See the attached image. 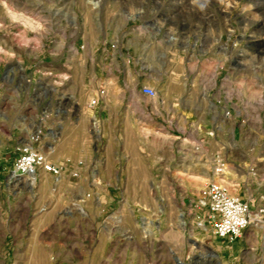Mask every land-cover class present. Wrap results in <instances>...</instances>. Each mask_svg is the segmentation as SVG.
<instances>
[{
  "label": "rangeland",
  "instance_id": "374dc122",
  "mask_svg": "<svg viewBox=\"0 0 264 264\" xmlns=\"http://www.w3.org/2000/svg\"><path fill=\"white\" fill-rule=\"evenodd\" d=\"M4 2L24 15L13 23L0 3V264H264V217L233 246L217 238L209 225H199L208 213L199 199L213 180L200 182L190 175L200 174L208 154L228 140L220 129L229 121L218 120V128L204 135L101 132L106 110L99 108L102 102L92 104L100 91L106 95L140 90L95 86L90 70L82 67L90 62L92 33L96 35L107 13L134 17L150 9L164 25L184 16L193 31L201 26L217 30L226 60L221 77L242 73L248 110L243 113L242 137L247 152L256 157L262 183L264 0ZM36 16L47 20V32L29 30L28 17ZM36 39L41 40L39 48ZM25 40L31 41L27 47ZM211 57L213 65L219 62L218 54ZM156 90L160 94L166 87ZM252 97L256 103L250 110ZM26 142L50 162L68 155L93 163V172L122 169L142 180L113 182L88 176L71 195L60 181L43 178L45 172L38 170L30 189L16 184L18 179L11 175L17 149ZM211 162L215 170L219 165L212 156ZM106 192L115 197L108 208L100 203ZM95 213L102 219L99 224ZM227 246L232 247L223 254Z\"/></svg>",
  "mask_w": 264,
  "mask_h": 264
},
{
  "label": "crops",
  "instance_id": "0c3cea01",
  "mask_svg": "<svg viewBox=\"0 0 264 264\" xmlns=\"http://www.w3.org/2000/svg\"><path fill=\"white\" fill-rule=\"evenodd\" d=\"M153 11L148 9L134 17L121 12L107 13L97 25L96 35L92 33L88 43L90 62L82 67L90 70L93 84L139 87L140 90L138 93H108L101 96L99 108L106 110V116H101L100 131L109 134L154 131L204 135L218 128V120H228L229 126L220 129L228 140L218 150L214 149L208 154L206 163L201 165L200 174L190 177L200 182L209 179L221 181L229 192L248 202L253 210L257 209L264 200V176L260 183L257 179L259 170L254 165L256 157L247 152L248 148L243 142L245 107L241 71H235L231 77H221L226 60L221 57L222 39L217 30L211 32L201 26L197 32L193 31L184 16L170 19L164 25ZM211 53L218 54L219 62L215 65ZM144 86L155 89L164 86L166 90L150 97L142 92ZM250 102L252 110L256 101L252 97ZM81 126L80 123L76 124L77 128ZM231 138L233 141H229ZM211 156L216 159V164L223 163L222 175L215 174L211 167ZM83 161L68 155L60 159L52 158L51 162L61 167V174L56 176L44 171L43 178L60 181V185H64L71 195L88 176L113 182L142 180L137 176L131 178V174L122 169L93 172L89 169L93 163ZM110 166L116 167L118 164L112 163ZM102 195L100 203L106 208L114 203L115 197L109 192ZM69 198L71 200L73 197ZM93 217L97 224L102 221L99 213ZM239 241L232 242V246ZM232 246L222 248L223 254Z\"/></svg>",
  "mask_w": 264,
  "mask_h": 264
},
{
  "label": "built area",
  "instance_id": "2783aa9c",
  "mask_svg": "<svg viewBox=\"0 0 264 264\" xmlns=\"http://www.w3.org/2000/svg\"><path fill=\"white\" fill-rule=\"evenodd\" d=\"M142 92L150 97L158 95L157 90L152 86L142 87ZM104 90L92 100L96 105L100 102ZM17 158L12 165V179L29 178L38 170L53 173L56 176L61 174V167L47 160V157L38 152L31 143H23L18 147ZM216 175H222L224 165L219 164L214 170ZM201 208L207 210V217L199 222L200 226L209 225L212 233L220 239L231 242L241 238L244 232L261 222L264 217V202L257 209L253 210L250 204L241 197L233 195L228 188L217 180L209 182L202 190L199 199ZM212 264H223L220 260Z\"/></svg>",
  "mask_w": 264,
  "mask_h": 264
},
{
  "label": "clouds",
  "instance_id": "9594fccd",
  "mask_svg": "<svg viewBox=\"0 0 264 264\" xmlns=\"http://www.w3.org/2000/svg\"><path fill=\"white\" fill-rule=\"evenodd\" d=\"M0 3H4V8L7 10L8 17L13 23L18 22L17 20L18 15H24L23 13H14L13 10L9 8L8 4L4 2V0H0ZM28 20L31 25V27H29V30L31 32L40 34V33H45L48 31L46 19L36 16V17H28ZM25 27H28V25H25ZM30 42L31 41L25 40L24 47H27L28 43ZM35 43L37 45V48H39L41 45V40L36 39ZM0 51H2V49H0ZM11 55H14V54H11Z\"/></svg>",
  "mask_w": 264,
  "mask_h": 264
},
{
  "label": "bare ground",
  "instance_id": "6f19581e",
  "mask_svg": "<svg viewBox=\"0 0 264 264\" xmlns=\"http://www.w3.org/2000/svg\"><path fill=\"white\" fill-rule=\"evenodd\" d=\"M259 11V9L257 8L255 11H253V13H256V12H258ZM259 22V21H258ZM262 22V21H261ZM258 25V24H257ZM263 25V24H262ZM16 183V182H15ZM19 183H23L24 185H28V187L30 188V189H32V188H34V184H35V175L34 174H32V175H30V177L28 178V179H26V181H21V179L20 178H18V180H17V183L16 184H19ZM214 256V255H213Z\"/></svg>",
  "mask_w": 264,
  "mask_h": 264
}]
</instances>
